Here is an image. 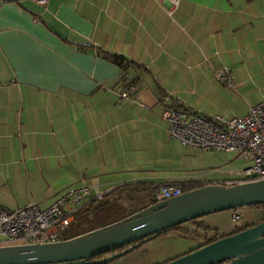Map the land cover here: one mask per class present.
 <instances>
[{
    "label": "crops",
    "instance_id": "crops-1",
    "mask_svg": "<svg viewBox=\"0 0 264 264\" xmlns=\"http://www.w3.org/2000/svg\"><path fill=\"white\" fill-rule=\"evenodd\" d=\"M103 52L142 65L130 69L135 98L121 99L122 68ZM171 98L229 117L264 101V0H0V203L46 207L83 180L151 205L162 184L218 183L246 166L172 138ZM263 220L262 207L211 213L200 237L171 230L108 264H163Z\"/></svg>",
    "mask_w": 264,
    "mask_h": 264
},
{
    "label": "water",
    "instance_id": "water-1",
    "mask_svg": "<svg viewBox=\"0 0 264 264\" xmlns=\"http://www.w3.org/2000/svg\"><path fill=\"white\" fill-rule=\"evenodd\" d=\"M264 203V179L234 185L206 184L156 201L117 222L74 238L49 243L0 245V264H101L156 234L205 215ZM164 264H264V220L201 245Z\"/></svg>",
    "mask_w": 264,
    "mask_h": 264
},
{
    "label": "built area",
    "instance_id": "built-area-1",
    "mask_svg": "<svg viewBox=\"0 0 264 264\" xmlns=\"http://www.w3.org/2000/svg\"><path fill=\"white\" fill-rule=\"evenodd\" d=\"M47 5L49 0H34ZM175 5L179 0H171ZM218 77L231 83L228 69H221ZM120 85L122 100L133 99L139 93L138 84ZM172 97H175L172 94ZM169 134L183 145L198 150L226 151L246 163L240 170L218 183L234 185L264 179V101L251 106L244 116L202 114L169 99L162 113ZM183 193L182 187L173 183L160 186L155 200L171 199ZM104 192L95 191L87 182L67 188L53 202L40 207L31 202L17 209H7L0 203V245L49 243L64 240L63 232L77 211L91 199L100 198ZM237 221L240 216L234 214Z\"/></svg>",
    "mask_w": 264,
    "mask_h": 264
},
{
    "label": "trees",
    "instance_id": "trees-1",
    "mask_svg": "<svg viewBox=\"0 0 264 264\" xmlns=\"http://www.w3.org/2000/svg\"><path fill=\"white\" fill-rule=\"evenodd\" d=\"M86 47H90L89 45H81L79 46V49H85ZM105 57L111 59L113 62L118 64L122 68V74L119 78V81L124 84V87L129 86L130 84H138L139 85V79L136 76H131L130 69L133 68H141L142 65L139 63H136L134 61H131L126 56L119 54V53H109V52H103L102 53ZM140 86V85H139ZM141 90V86L139 91ZM138 94V93H137ZM180 185L182 187L183 192L190 191L192 189L204 186L200 183H173ZM118 190H113L110 192L105 193L100 198H94L91 199L87 204H85L83 207H81L74 219L67 225L65 231L63 232L64 239H70L74 238L76 236H79L81 234H85L87 232L93 231L95 229L104 227L106 225H109L111 223L117 222L135 212H138L149 205L143 204L142 200L143 197L139 194H135V191L132 192H126L124 195H119L118 197H114L110 199L111 195L114 194ZM121 191V190H119ZM125 201H131V204L134 206L133 209L127 210V207L125 205ZM250 207H262L264 208V203L260 204H252L249 205ZM187 223H193L195 225V228H190L186 226ZM187 223H183L180 225H176L172 228H169L163 232L154 234L152 238H155L163 233H166L171 230H177L181 231L185 235H193L196 237H200L203 234L201 233L200 229L202 228L206 233L213 230L210 227H208L204 222L198 221V219L189 221ZM246 228V227H244ZM243 227H237L233 232L236 233L242 229ZM230 233V234H231ZM228 234H220L218 231H215L211 235H206V241L203 245L211 243L213 241H216ZM150 240V239H148ZM148 240L144 241L141 245H133L128 244L125 246L120 247L119 249L109 252L106 254H102L96 258H104L106 256H109L113 253H122L119 257L124 256L125 254L139 248L143 244H145ZM117 257V258H119ZM115 258V259H117ZM113 259V260H115ZM112 260V261H113ZM111 262V261H110ZM168 262V261H167ZM107 263H101V264H108ZM166 263V262H165ZM164 264V263H163Z\"/></svg>",
    "mask_w": 264,
    "mask_h": 264
},
{
    "label": "rangeland",
    "instance_id": "rangeland-1",
    "mask_svg": "<svg viewBox=\"0 0 264 264\" xmlns=\"http://www.w3.org/2000/svg\"><path fill=\"white\" fill-rule=\"evenodd\" d=\"M147 200H148V198H147ZM125 205L128 206L127 207V210H130V209H133L134 208V206L131 204V201H126L125 202Z\"/></svg>",
    "mask_w": 264,
    "mask_h": 264
}]
</instances>
